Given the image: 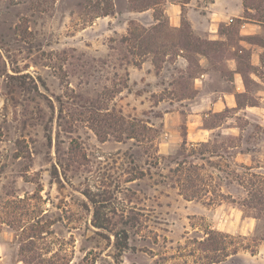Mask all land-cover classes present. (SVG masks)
<instances>
[{"label": "rangeland", "instance_id": "obj_1", "mask_svg": "<svg viewBox=\"0 0 264 264\" xmlns=\"http://www.w3.org/2000/svg\"><path fill=\"white\" fill-rule=\"evenodd\" d=\"M117 1L124 11L158 0ZM242 1L243 20L263 26L247 40L264 83V0ZM109 9L110 0H0V264H26L24 234L43 236V258L65 249L68 264L111 253L94 211L127 230L121 264H264V110L211 113L204 125L234 118L242 131L186 141L194 104L178 101L196 93V53L217 49L184 21L171 28L160 9L150 27H126L124 15L114 27L102 18ZM142 64L151 74L131 75ZM263 89L249 84L251 104L264 107Z\"/></svg>", "mask_w": 264, "mask_h": 264}, {"label": "crops", "instance_id": "obj_2", "mask_svg": "<svg viewBox=\"0 0 264 264\" xmlns=\"http://www.w3.org/2000/svg\"><path fill=\"white\" fill-rule=\"evenodd\" d=\"M112 2L113 13L102 18L108 19L107 22L111 21L114 27H116L117 19H121L123 15L125 18L122 21L126 27L131 20L143 27L157 25L159 21L154 17V12L160 9L171 28H180L184 21L195 35L204 38L217 49L216 57H212L210 51H213L210 48L196 53L198 63L201 65L200 71L192 78V87L196 93L193 99L183 98L178 101H191L192 105L194 104L186 109L184 132L186 141H208L212 138V133L218 129L237 130V134L242 131L236 125L234 118H232L233 124H227L224 121L220 125H204L205 117L211 113H218L227 108H237L236 113L242 111V115L248 118L249 113L255 111L252 109L257 107L264 110L262 105H253L249 102V84L254 81L262 85L264 83L251 69V66L258 61L260 50L258 47L255 48L253 41L247 40L259 34L263 26L258 22L243 20L240 16L242 6L244 7L242 0H159L139 10L127 7L124 11L119 9L117 0ZM234 17L241 19L236 28V40H232L228 30ZM242 48L246 49L243 55ZM179 57L188 63L186 56ZM242 60L245 61L242 62ZM135 74L143 76L151 74V71L142 64L135 68L131 75ZM263 99L260 98L258 102H262ZM240 101L244 103L238 105L237 102ZM196 102L198 103L195 104ZM258 118L260 120V116ZM238 154L250 155L241 150Z\"/></svg>", "mask_w": 264, "mask_h": 264}, {"label": "trees", "instance_id": "obj_3", "mask_svg": "<svg viewBox=\"0 0 264 264\" xmlns=\"http://www.w3.org/2000/svg\"><path fill=\"white\" fill-rule=\"evenodd\" d=\"M158 1H155L153 4L157 3ZM96 6L98 7V4H96ZM110 8L111 10L109 9V12L106 10L102 15L113 13L112 0H110ZM123 39H125V37H123ZM91 223L94 227L107 232L104 237L109 242V234H113L114 240L112 243V252L106 254L104 253L103 249L88 250L82 257V264H121V255L128 248L129 237L127 230L125 228L113 230V228L110 227L111 220L106 217L99 216L96 211H94ZM22 237L23 238H21L22 240H20L21 242L19 244V252L23 256L22 261L26 264H68V254L63 248L56 250L48 249L46 252L50 253V255L47 258H43L44 253L41 252V250L38 252L36 249V238H43L40 233L37 236L35 234H24Z\"/></svg>", "mask_w": 264, "mask_h": 264}]
</instances>
